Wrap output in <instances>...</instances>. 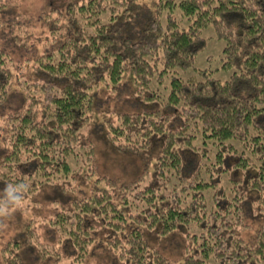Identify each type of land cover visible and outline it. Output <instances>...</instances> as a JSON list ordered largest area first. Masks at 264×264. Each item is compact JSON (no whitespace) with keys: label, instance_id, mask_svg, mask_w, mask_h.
Here are the masks:
<instances>
[{"label":"trees","instance_id":"obj_1","mask_svg":"<svg viewBox=\"0 0 264 264\" xmlns=\"http://www.w3.org/2000/svg\"><path fill=\"white\" fill-rule=\"evenodd\" d=\"M13 6L0 0V212L45 186L59 195L19 216L3 264H28L22 246L57 264H264V0ZM206 26L221 63L184 77ZM162 88L160 109L102 105ZM93 133L115 153H150L152 182L147 164L129 180L97 174Z\"/></svg>","mask_w":264,"mask_h":264},{"label":"rangeland","instance_id":"obj_2","mask_svg":"<svg viewBox=\"0 0 264 264\" xmlns=\"http://www.w3.org/2000/svg\"><path fill=\"white\" fill-rule=\"evenodd\" d=\"M50 0H12V3L15 4V10L27 13V15H37L45 8L46 2ZM50 6V5H49ZM51 7V6H50ZM33 32V35H45L43 31H40L39 26L36 25L34 28H31L30 33ZM201 36L206 39V44L203 49L195 56L192 68L183 71L180 74H183L184 77L194 73L193 68H210L214 70L217 68L221 61L220 57L222 55V48L224 42L220 39L215 38L214 29L211 26H206L201 31ZM221 72V71H220ZM217 73V72H216ZM221 78L227 79L229 72H221ZM163 87V86H162ZM121 94H117L114 97L109 96L107 93L102 94V105L104 107L118 108L123 111L137 112L142 108L151 109V108H161L162 102L165 100L167 90L162 88L159 92V97L155 101L146 100L144 103L139 99L131 95L132 92L122 91ZM125 93V94H123ZM102 108V109H103ZM101 109V110H102ZM92 139L95 142L96 152H95V162L96 169L98 170L97 174H108L114 177H119L122 180H129L130 178L136 176L143 165L147 164V170H149V175L146 180L152 182V166L150 153H143L141 156L134 157L124 153H115L111 146L107 144L105 138L93 133ZM147 156V158H145ZM145 161H147L145 163ZM56 185L45 186L40 189L36 194L29 195L25 197L24 200H19L15 203L14 209L10 211L0 212V249L6 243L7 240L19 238V233L23 225V217L28 216H39L38 211L40 208L45 210L46 205L53 204L55 198L58 197L57 190L55 189ZM20 209H24L22 213L19 212ZM35 214V215H32ZM177 237L175 238V240ZM175 240H166L162 242L163 246H168L169 255H173L178 260L179 256V241ZM158 246V239H154L153 245ZM33 249V248H32ZM34 250V249H33ZM22 254L23 259L28 264H57L51 261L39 260L36 257V254L32 252L28 247L22 246L19 250ZM103 259L98 256L96 261H99L98 264H107V262L102 261ZM64 261V260H62ZM0 264H3L2 255L0 254ZM60 264H63L62 262Z\"/></svg>","mask_w":264,"mask_h":264},{"label":"clouds","instance_id":"obj_3","mask_svg":"<svg viewBox=\"0 0 264 264\" xmlns=\"http://www.w3.org/2000/svg\"><path fill=\"white\" fill-rule=\"evenodd\" d=\"M9 187H11V186H9Z\"/></svg>","mask_w":264,"mask_h":264}]
</instances>
